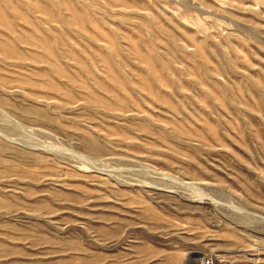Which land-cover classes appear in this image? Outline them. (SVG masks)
Wrapping results in <instances>:
<instances>
[{
	"label": "rangeland",
	"instance_id": "1",
	"mask_svg": "<svg viewBox=\"0 0 264 264\" xmlns=\"http://www.w3.org/2000/svg\"><path fill=\"white\" fill-rule=\"evenodd\" d=\"M144 1L141 26L103 24L101 43L177 114L151 116L161 137L102 156L84 144L96 135L86 110L57 132L20 128L0 150V264H264V0ZM66 41L87 57L98 48ZM176 42L193 53L184 69ZM233 204L255 221H236Z\"/></svg>",
	"mask_w": 264,
	"mask_h": 264
},
{
	"label": "bare ground",
	"instance_id": "2",
	"mask_svg": "<svg viewBox=\"0 0 264 264\" xmlns=\"http://www.w3.org/2000/svg\"><path fill=\"white\" fill-rule=\"evenodd\" d=\"M158 1L153 2L156 7L165 2ZM145 4L144 0H0V150L15 144L14 137L20 135V128L49 126L57 132L62 129L59 121L81 118V109L88 112L85 125L96 134L94 138L84 137V144L98 155L115 154L118 146L132 150L145 136H160L162 127L151 128V116L169 112L176 115L177 111L169 103L170 97L155 95L150 88L151 80L143 77L142 86L136 85L134 74L123 68L120 59L105 53L101 43L105 37L103 24L115 28L119 21L133 30L141 26L142 20L149 17L143 12L147 9ZM117 35L121 37L118 31ZM75 37L85 44L88 41L95 43L98 48L94 56H83L69 49L66 40ZM176 46L169 48L174 59L172 62L177 68L184 69L181 64H185L184 61L191 57L189 54L193 53L177 42ZM182 52L186 54L182 55ZM126 54L130 52L126 51ZM143 62L148 67L151 60L144 56ZM166 69L175 74L169 67ZM157 83L160 85L161 82ZM133 92L140 95L139 98ZM172 97L175 99L177 93H172ZM49 99H54L58 105L39 104ZM151 100L158 105L153 107ZM107 119L122 122L127 127L123 130L106 127ZM231 206L240 212L234 213V219L240 224L255 221L249 213H243L242 207Z\"/></svg>",
	"mask_w": 264,
	"mask_h": 264
},
{
	"label": "built area",
	"instance_id": "3",
	"mask_svg": "<svg viewBox=\"0 0 264 264\" xmlns=\"http://www.w3.org/2000/svg\"><path fill=\"white\" fill-rule=\"evenodd\" d=\"M203 264H226V263L218 262L216 259H214V257L210 256L204 260Z\"/></svg>",
	"mask_w": 264,
	"mask_h": 264
}]
</instances>
